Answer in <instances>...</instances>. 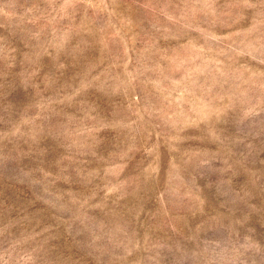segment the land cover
<instances>
[{
  "label": "rangeland",
  "instance_id": "rangeland-1",
  "mask_svg": "<svg viewBox=\"0 0 264 264\" xmlns=\"http://www.w3.org/2000/svg\"><path fill=\"white\" fill-rule=\"evenodd\" d=\"M0 264H264V0H0Z\"/></svg>",
  "mask_w": 264,
  "mask_h": 264
}]
</instances>
